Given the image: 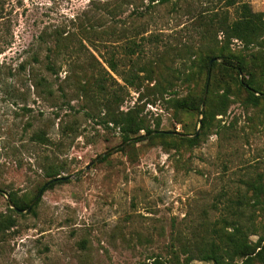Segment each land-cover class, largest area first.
<instances>
[{
	"label": "rangeland",
	"instance_id": "1",
	"mask_svg": "<svg viewBox=\"0 0 264 264\" xmlns=\"http://www.w3.org/2000/svg\"><path fill=\"white\" fill-rule=\"evenodd\" d=\"M242 2L264 12V0H0V218L14 222L0 264H215L198 256L228 224L264 235L244 184L264 178V98L238 84L264 91V33L223 30ZM121 112L166 133L123 142ZM55 176L68 179L45 187Z\"/></svg>",
	"mask_w": 264,
	"mask_h": 264
},
{
	"label": "trees",
	"instance_id": "2",
	"mask_svg": "<svg viewBox=\"0 0 264 264\" xmlns=\"http://www.w3.org/2000/svg\"><path fill=\"white\" fill-rule=\"evenodd\" d=\"M168 0H159V2H165ZM238 15L236 18L227 23L223 30L226 32L229 38L233 37L240 40L243 43H251L256 37L264 33V12H256L251 9L248 3L242 2L237 6ZM133 48V46H129ZM212 60V61H211ZM216 60V57H210L207 61V71L210 70V65ZM211 61V63H210ZM228 63H231L229 60ZM108 65L113 70L115 69V64L113 61L109 60ZM230 66L233 68L234 72L237 75H241L243 71V65L241 62L231 63ZM264 72V67H263ZM133 77L128 76L126 80H131ZM238 84L244 88L247 93L248 100L254 104L258 101L259 98H264V91L257 88L254 85L252 78L238 79ZM224 97V94H222ZM177 104V107H188L189 103L183 99L179 98L174 100ZM199 103H204V100L199 99ZM118 116V119H112V122L118 126L120 133L122 135V141L127 140H141L148 138L150 136H162L165 131L158 129H151L129 114H123L121 112ZM202 115L200 122V127L203 128L205 125V119H207V111L201 109L199 112ZM141 130L144 133H141ZM196 132V131H195ZM193 133V135L195 134ZM181 136V135H179ZM199 136H191L187 138V141L193 143L197 140ZM38 137L39 134H38ZM179 138H183L182 136ZM106 157V154L102 156V159ZM68 176H55L52 179L48 180L45 183V187H52L56 183H61L66 181ZM244 184L247 186L248 190L252 194V204L259 205L261 210H264V178L255 177L252 179H247L244 181ZM8 205L11 206L13 212H21L27 210L28 204L18 202L17 200L7 199ZM227 211L230 212V215H234L232 208L227 207ZM226 219V218H225ZM234 221V220H233ZM14 225L13 218L9 215L0 218V229L9 228ZM228 227H224L221 232L218 233V241L212 242L208 247L203 248L198 256V259L201 261H212L215 264H236L234 261L236 258L243 259V264L256 260L259 264H264V235H258L254 242H250L247 238L250 232L249 230H243V226L237 222L228 224ZM189 258L185 263H188ZM160 264L159 261H153L152 264Z\"/></svg>",
	"mask_w": 264,
	"mask_h": 264
},
{
	"label": "water",
	"instance_id": "3",
	"mask_svg": "<svg viewBox=\"0 0 264 264\" xmlns=\"http://www.w3.org/2000/svg\"><path fill=\"white\" fill-rule=\"evenodd\" d=\"M212 61V60H211ZM211 61H210V63H211ZM202 101H203V98H202ZM199 127H200V122H199ZM198 129L199 128H197V130H196V132H195V134L194 135H192V136H196L197 134H198ZM100 157V156H99ZM31 204L32 203H30V205L28 206V208L27 209H30V207H31Z\"/></svg>",
	"mask_w": 264,
	"mask_h": 264
}]
</instances>
